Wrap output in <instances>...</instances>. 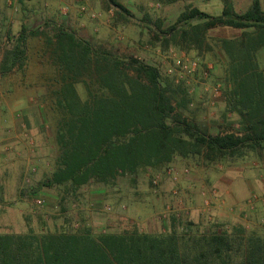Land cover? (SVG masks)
Returning a JSON list of instances; mask_svg holds the SVG:
<instances>
[{
  "label": "rangeland",
  "instance_id": "rangeland-1",
  "mask_svg": "<svg viewBox=\"0 0 264 264\" xmlns=\"http://www.w3.org/2000/svg\"><path fill=\"white\" fill-rule=\"evenodd\" d=\"M134 1L0 0V232L78 229L97 237L174 229L180 234L226 230L264 236V142L240 157L215 158L202 150L176 155L167 165L118 173L106 183L49 184L60 154L57 131L67 112L62 71L48 44L58 25L122 60L132 57L156 67L161 82L175 90L177 112L198 130L216 134L240 127L237 115L225 108L229 84L219 41L241 30L213 27L197 42L179 34L171 38V30L164 40L188 5L218 15L221 0ZM231 2L243 12L252 0ZM81 5L100 15L79 13ZM19 33L26 38L25 54L21 63L10 65L7 51ZM182 56L197 61L195 70L167 72ZM256 61L264 76V50ZM69 78L80 100L87 98L88 88L97 89L85 73ZM182 99L186 104L178 107Z\"/></svg>",
  "mask_w": 264,
  "mask_h": 264
},
{
  "label": "trees",
  "instance_id": "trees-1",
  "mask_svg": "<svg viewBox=\"0 0 264 264\" xmlns=\"http://www.w3.org/2000/svg\"><path fill=\"white\" fill-rule=\"evenodd\" d=\"M221 2L218 15L188 5L164 40L171 30V38L179 34L193 42L202 41L213 27L241 30L238 36L219 41L229 84L225 108L237 115V132L198 130L177 112L171 94L175 90L161 82L156 67L95 48L62 25L53 28L48 44L62 71L67 112L57 131L60 154L49 184L75 188L89 181L106 183L118 173L167 165L176 155L205 150L207 156L233 158L263 147L264 76L256 56L264 50V3L252 0L245 11L237 12L231 0ZM25 40L19 33L7 51L10 65L23 60ZM82 73L97 88L90 91L87 86L85 100L78 99L73 84L67 82ZM186 101L177 106H185ZM0 264H264V236L226 230L180 234L174 229L97 237L78 229L0 232Z\"/></svg>",
  "mask_w": 264,
  "mask_h": 264
},
{
  "label": "built area",
  "instance_id": "built-area-1",
  "mask_svg": "<svg viewBox=\"0 0 264 264\" xmlns=\"http://www.w3.org/2000/svg\"><path fill=\"white\" fill-rule=\"evenodd\" d=\"M10 2V0H9ZM68 8V6H64L62 10H66ZM78 12L79 13H85L87 14L90 18H97L100 13L93 11V10H88L87 7H85L84 5H81L78 8ZM197 65V61L195 59H189V58H185V57H177L174 59L173 61V65L171 67L168 68L167 72L169 73H176V74H180V73H184V74H189L192 73ZM39 202H41L39 200Z\"/></svg>",
  "mask_w": 264,
  "mask_h": 264
},
{
  "label": "crops",
  "instance_id": "crops-1",
  "mask_svg": "<svg viewBox=\"0 0 264 264\" xmlns=\"http://www.w3.org/2000/svg\"><path fill=\"white\" fill-rule=\"evenodd\" d=\"M31 1H34V0H30V2ZM35 1H39V0H35ZM41 1V0H40ZM56 1V0H55ZM61 1H70V0H61ZM132 2L134 1V0H131ZM134 2H137L138 3V1H134ZM46 3H48V2H46ZM138 4H140V3H138ZM141 4H144V3H141ZM94 11V10H93Z\"/></svg>",
  "mask_w": 264,
  "mask_h": 264
}]
</instances>
